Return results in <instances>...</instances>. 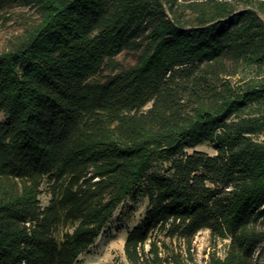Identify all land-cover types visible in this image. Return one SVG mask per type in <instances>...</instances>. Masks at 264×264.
Returning <instances> with one entry per match:
<instances>
[{"label": "trees", "instance_id": "1", "mask_svg": "<svg viewBox=\"0 0 264 264\" xmlns=\"http://www.w3.org/2000/svg\"><path fill=\"white\" fill-rule=\"evenodd\" d=\"M15 4L40 19L0 53V264H75L136 188L132 264H163L155 229L202 228L230 237L216 264H248L264 248V0H0ZM202 143L217 153L187 150Z\"/></svg>", "mask_w": 264, "mask_h": 264}, {"label": "rangeland", "instance_id": "2", "mask_svg": "<svg viewBox=\"0 0 264 264\" xmlns=\"http://www.w3.org/2000/svg\"><path fill=\"white\" fill-rule=\"evenodd\" d=\"M39 14L33 7L23 5H8L0 7V53L12 47L18 39L31 26L39 21ZM118 60L124 65L135 62V56L127 51L118 55ZM5 116L0 115L3 119ZM263 140L259 133L254 136ZM189 152L203 150L210 154H216L217 150L210 143L197 144L187 149ZM158 166V164H156ZM51 183L45 178L40 195L41 207H46L51 199ZM148 207V197L142 188H136L114 212L95 242L78 257L75 264H132L125 254V241L128 233L144 217ZM259 224L258 228L262 229ZM70 229L68 224L60 223L53 228V234L58 240L63 233ZM152 237L158 239L160 255L163 264H216L217 257L226 256L230 237L221 238L212 234L209 228L200 229L192 240L185 236L171 235L166 230L155 229ZM149 243L145 249L148 251ZM264 262V248L260 249L248 264H261Z\"/></svg>", "mask_w": 264, "mask_h": 264}, {"label": "built area", "instance_id": "3", "mask_svg": "<svg viewBox=\"0 0 264 264\" xmlns=\"http://www.w3.org/2000/svg\"><path fill=\"white\" fill-rule=\"evenodd\" d=\"M31 222H28V224H30Z\"/></svg>", "mask_w": 264, "mask_h": 264}]
</instances>
